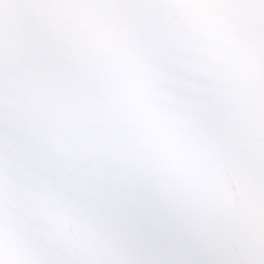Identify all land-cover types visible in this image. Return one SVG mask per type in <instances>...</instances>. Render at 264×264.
I'll return each instance as SVG.
<instances>
[{
	"label": "snow or ice",
	"instance_id": "1",
	"mask_svg": "<svg viewBox=\"0 0 264 264\" xmlns=\"http://www.w3.org/2000/svg\"><path fill=\"white\" fill-rule=\"evenodd\" d=\"M0 264H264V0H0Z\"/></svg>",
	"mask_w": 264,
	"mask_h": 264
}]
</instances>
